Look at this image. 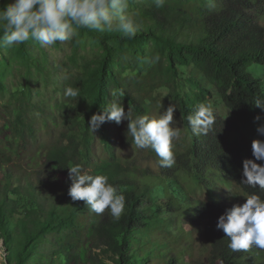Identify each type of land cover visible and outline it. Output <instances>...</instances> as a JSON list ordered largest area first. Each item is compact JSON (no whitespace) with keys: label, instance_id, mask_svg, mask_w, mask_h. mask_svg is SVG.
Wrapping results in <instances>:
<instances>
[{"label":"trees","instance_id":"obj_1","mask_svg":"<svg viewBox=\"0 0 264 264\" xmlns=\"http://www.w3.org/2000/svg\"><path fill=\"white\" fill-rule=\"evenodd\" d=\"M221 2L163 0L158 5L156 0H129V13L139 24L134 37L78 29L63 64L69 76L60 83L64 92L58 106L64 116L58 140L63 142L54 151L48 148L38 162L43 163L37 182L4 166L20 158L19 144L26 134L34 137V127L25 119L31 105L17 95H29L32 80L47 81L56 66L46 52L37 56L28 43L20 44L12 52L22 65L24 82L10 89L2 73L11 58L3 59L0 92L9 96L10 104L20 103L3 126L6 136L0 137V239L5 254L0 264H264V250L253 246L233 252L228 237L216 227L219 216L242 196L229 198L224 188L264 199V191L241 183L243 160L254 159L252 140L229 144L234 128L248 124L244 128L249 136L254 124L264 123V110L251 99L264 83V47H257L264 45V24L259 21L264 0ZM87 40L101 54L87 57ZM129 67L132 74H125ZM68 86L78 89V97L65 95ZM114 91H123L119 99L133 117L158 118L170 105L175 107L187 142L180 148L179 142L172 143V167H161L152 149H139L157 161L155 173L133 160L122 164L111 142L115 135L123 145L136 147L126 135L128 121H106L97 132L108 157L94 172L106 175L125 197L123 213L119 219L108 209L89 216L82 200L74 201L75 210L56 211L55 199L66 203L64 182L58 177L65 174L71 185L67 167L80 164L83 155L91 163L94 144L88 121L116 99ZM201 103L214 114L207 135L193 134L187 120ZM258 112H263L259 120Z\"/></svg>","mask_w":264,"mask_h":264},{"label":"clouds","instance_id":"obj_2","mask_svg":"<svg viewBox=\"0 0 264 264\" xmlns=\"http://www.w3.org/2000/svg\"><path fill=\"white\" fill-rule=\"evenodd\" d=\"M213 1L205 0L210 4ZM218 1L221 2V0ZM156 2L160 5L163 0H156ZM259 21L264 24V17ZM81 28L99 33L116 32L122 34L123 37L131 38L136 35L139 24L129 13V0H11L10 3L0 4V30H2L0 47L26 44L29 41L42 46L69 42L75 39L77 30ZM257 47L263 48L264 45ZM154 59L159 60V56H155ZM65 95L75 98L78 97L79 92L78 89L68 86L65 89ZM113 95L116 99L101 107L98 113L92 114L88 121L93 131L91 132L93 141L94 134L106 121L120 124L126 120L128 121L126 135L132 137V143L136 148L152 149L160 158L161 167H172L175 164L172 141L179 135L178 129L172 126L175 107L170 105L158 118H152L149 115L133 117L129 109L125 111L122 100L119 99L124 96L123 91H118ZM251 99L255 101L257 107L264 110V83L259 93ZM59 110L63 121L64 114L60 108ZM260 117H263V112H258L256 119L259 120ZM187 120L195 135H207L215 122L210 107L202 103L194 107L187 116ZM7 124L9 121L4 125ZM254 127L255 131L252 135L247 136V133L245 135V142L252 140L251 149L254 159L243 160L242 173L245 179H242L241 183L252 188L258 187L264 191V138L261 137L264 136V123H256ZM62 130L63 127L60 131ZM34 139L35 135L31 139L26 134L19 147L23 146L22 154L34 160L36 164L46 156L48 148L51 147L50 150L54 151L63 142L58 140V137L50 144L38 146L36 154L32 155L28 151ZM111 143L116 155V148L113 142ZM103 145L107 149L108 157L109 149L105 144ZM128 145L133 147L132 144ZM79 159L80 164L67 167L71 185L66 182L65 174L58 177L59 181L64 182L66 203L61 205V201L55 199V210L58 211L60 207L75 210L78 206L74 201L82 200L85 204L83 203L81 207L89 216H99L108 209L114 218L119 219L124 210L125 197L109 183L106 175L95 174L94 169L100 160H94L92 156V161L89 163L84 155ZM120 160L122 164L129 161L121 158ZM239 195L244 196L246 201L242 205L235 204L226 208L219 216L216 227L228 237V247L233 252L247 251L253 246L264 250V199L255 194L244 195L242 191ZM0 241L2 245V240Z\"/></svg>","mask_w":264,"mask_h":264},{"label":"rangeland","instance_id":"obj_3","mask_svg":"<svg viewBox=\"0 0 264 264\" xmlns=\"http://www.w3.org/2000/svg\"><path fill=\"white\" fill-rule=\"evenodd\" d=\"M11 0H8L10 3ZM72 41L69 42H57L55 45L47 46L40 45L38 43H33L31 41L28 42L30 45L31 51L37 55H41V51L47 53L49 61L56 66V71L52 75L50 79L47 81L38 79L32 80V86L30 87L29 95L22 96V99L28 97V102L31 105L25 111V119L27 122L34 127V135L35 139L30 143L29 154H36V149L38 146H42L45 144H50L53 140L59 137L60 130L62 129V115L59 110V103L62 101L63 90H60V83L64 81L68 76V72L64 67V62L66 61L68 55L71 54L72 50ZM19 45L0 47V68L4 69L3 59L10 57L9 67L8 69H4L2 73V79L4 83L11 89L12 87H18L23 84L24 79L21 76V67L22 65L16 61L13 57V50H15ZM85 46L83 48V52L86 53L87 57H96L102 51L99 47L90 43L89 40L86 41ZM134 69L130 68L124 71L125 74H132ZM1 74V73H0ZM24 89H22L19 93H21ZM118 91H114L116 93ZM9 96L4 95L0 92V137H5L7 131L3 130L4 124H6L9 120L13 118V115L16 114L19 110L17 108V104L19 101L14 102V104H10L8 102ZM20 103V102H19ZM220 109V108H219ZM163 114V111L159 113ZM159 117V116H158ZM174 124L172 125L179 131L178 137H176L172 143L179 142L176 147L179 145H185L187 142V132H184V128L180 123L176 112L174 111ZM27 123V124H28ZM248 126L242 125L239 128H234L231 131L230 136V145H238L239 143L245 142V135L247 130L244 128ZM235 133V134H233ZM96 132L93 150V159L94 160H102L107 157V149L100 142L99 135ZM258 135V134H257ZM113 146L116 148L115 152L118 157L125 160H133L137 165L142 168L151 169L153 172H159V166L157 161L153 156L149 154L148 151L141 150L136 147H130L129 145L125 147L122 145L116 138L115 135H112ZM180 148V147H179ZM6 169L9 168L14 174L17 176L23 175L28 177L30 181L37 182L38 181V170L40 169V165H37L34 160L28 159L24 154L20 155L19 159H16L12 164H5ZM225 194L232 197L234 193H241V191L231 192L230 189L224 188ZM246 201L244 196H241L238 200H233V205L240 204L242 205ZM1 244V242H0ZM157 254V249L154 250ZM158 255V254H157ZM4 248L3 244L0 245V263H4ZM151 261V260H150ZM149 261V262H150Z\"/></svg>","mask_w":264,"mask_h":264},{"label":"water","instance_id":"obj_4","mask_svg":"<svg viewBox=\"0 0 264 264\" xmlns=\"http://www.w3.org/2000/svg\"><path fill=\"white\" fill-rule=\"evenodd\" d=\"M1 242V241H0Z\"/></svg>","mask_w":264,"mask_h":264}]
</instances>
